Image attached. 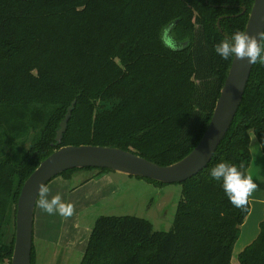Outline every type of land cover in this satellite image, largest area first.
Returning a JSON list of instances; mask_svg holds the SVG:
<instances>
[{
    "label": "trees",
    "instance_id": "trees-1",
    "mask_svg": "<svg viewBox=\"0 0 264 264\" xmlns=\"http://www.w3.org/2000/svg\"><path fill=\"white\" fill-rule=\"evenodd\" d=\"M255 0H0V263L10 264L25 181L63 146L131 151L179 162L206 132L233 58L217 43L245 32ZM245 11V13H244ZM175 22L162 42L165 25ZM171 42L169 45L168 43ZM76 102L60 146L57 131ZM264 152V65H254L226 138L182 186L170 231L134 216H102L80 264H233L251 212L234 207L209 173ZM99 171L107 169H84ZM70 170L59 177L70 179ZM142 179V178H139ZM157 186H165L144 179ZM34 246L32 264H34ZM239 264H264V219Z\"/></svg>",
    "mask_w": 264,
    "mask_h": 264
},
{
    "label": "water",
    "instance_id": "water-1",
    "mask_svg": "<svg viewBox=\"0 0 264 264\" xmlns=\"http://www.w3.org/2000/svg\"><path fill=\"white\" fill-rule=\"evenodd\" d=\"M245 33L257 38L264 34V0L254 1ZM253 68L254 65L247 60L233 58L206 132L189 155L172 165L160 166L131 151L114 147L69 145L54 151L36 168L21 189L16 207L15 242L10 264H32L35 216L41 186L46 188L67 171L107 169L169 185L185 183L206 169L233 125ZM75 104L73 102L57 131L55 146L63 142Z\"/></svg>",
    "mask_w": 264,
    "mask_h": 264
},
{
    "label": "rangeland",
    "instance_id": "rangeland-1",
    "mask_svg": "<svg viewBox=\"0 0 264 264\" xmlns=\"http://www.w3.org/2000/svg\"><path fill=\"white\" fill-rule=\"evenodd\" d=\"M251 140L252 170L248 173L259 187L260 175L264 172V154L254 133L251 134ZM81 173L66 180L57 177L46 187V196L51 194L52 198L60 195L64 203L74 206L70 217L59 213L48 215L52 225L48 239L53 241L52 249L56 253L53 264H80L92 229L102 216H134L151 222L155 231L171 230L181 199V185L157 186L144 179L113 171L101 176H98L97 170H82ZM253 204L256 209L257 204ZM255 209L246 230L249 227L254 229L260 217ZM11 231L15 232L14 223ZM243 233L242 228L233 251V264H239V255L245 241L242 239Z\"/></svg>",
    "mask_w": 264,
    "mask_h": 264
},
{
    "label": "clouds",
    "instance_id": "clouds-1",
    "mask_svg": "<svg viewBox=\"0 0 264 264\" xmlns=\"http://www.w3.org/2000/svg\"><path fill=\"white\" fill-rule=\"evenodd\" d=\"M175 27V22H170L162 29V42H167L168 33ZM215 54L223 60L236 59L247 60L251 65L257 63L264 65V34L259 38L245 32H237L229 39L221 41L215 46ZM241 164L239 167L231 163L219 162L210 170V179L221 182V187L229 202L237 208H243L248 197L258 187L251 176L245 175ZM47 189L41 186L39 206L48 214L59 213L61 216L73 215L74 206L64 203L60 195L46 198Z\"/></svg>",
    "mask_w": 264,
    "mask_h": 264
},
{
    "label": "crops",
    "instance_id": "crops-1",
    "mask_svg": "<svg viewBox=\"0 0 264 264\" xmlns=\"http://www.w3.org/2000/svg\"><path fill=\"white\" fill-rule=\"evenodd\" d=\"M251 143H252V140H251ZM251 170H252V166L249 169V172ZM81 172L82 171L76 172L72 177L78 176V174H82ZM62 180H66V179L63 178ZM94 180H92V183L94 182ZM81 181H83L82 178H81ZM256 189H258L257 192H256ZM256 189L250 195L251 212L242 226L243 231H244L242 239L245 240L243 248H242L243 250L258 237L260 233V223L264 219V172L261 173L260 175V185ZM46 198L50 200L51 194H49V196H46ZM40 199H41V196H40ZM253 203H255V205L257 204L256 206L257 210L255 209ZM254 209L257 211V213L260 214V217L257 219L256 226L253 227L254 229H251L249 227L246 230V227L248 226L247 222L253 217ZM48 215L49 214L47 212L41 209V207L39 206V202H38L36 216H35V226H34V254H35L34 264H53L55 260L56 253L54 249H52L53 241L48 239L51 236L50 233L48 234V232H50L52 228L51 221L49 220L50 215L49 216Z\"/></svg>",
    "mask_w": 264,
    "mask_h": 264
}]
</instances>
